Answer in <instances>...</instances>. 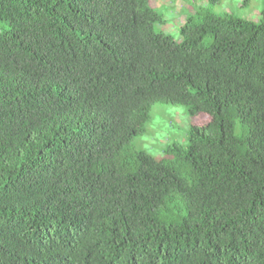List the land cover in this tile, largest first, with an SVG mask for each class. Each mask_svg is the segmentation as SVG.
<instances>
[{
    "label": "trees",
    "instance_id": "16d2710c",
    "mask_svg": "<svg viewBox=\"0 0 264 264\" xmlns=\"http://www.w3.org/2000/svg\"><path fill=\"white\" fill-rule=\"evenodd\" d=\"M199 14L0 0V264H264V1ZM155 102L210 119L157 158Z\"/></svg>",
    "mask_w": 264,
    "mask_h": 264
},
{
    "label": "rangeland",
    "instance_id": "374dc122",
    "mask_svg": "<svg viewBox=\"0 0 264 264\" xmlns=\"http://www.w3.org/2000/svg\"><path fill=\"white\" fill-rule=\"evenodd\" d=\"M264 0H219L211 4L209 0H150V5L162 14V21L154 25L156 31H162L180 37L179 27L186 18L197 19L199 11L209 10L214 14L232 12L235 15L257 21ZM8 24L0 22V29ZM210 119L205 113L190 116L187 106L155 102L149 111L145 131L133 138L135 147L144 149L157 158L166 157L164 149L173 143L186 144L191 125H204Z\"/></svg>",
    "mask_w": 264,
    "mask_h": 264
}]
</instances>
